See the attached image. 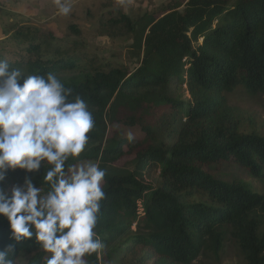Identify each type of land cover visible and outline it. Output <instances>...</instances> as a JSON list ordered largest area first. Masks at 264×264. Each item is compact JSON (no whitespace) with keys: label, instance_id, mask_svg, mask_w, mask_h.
I'll list each match as a JSON object with an SVG mask.
<instances>
[{"label":"trees","instance_id":"trees-1","mask_svg":"<svg viewBox=\"0 0 264 264\" xmlns=\"http://www.w3.org/2000/svg\"><path fill=\"white\" fill-rule=\"evenodd\" d=\"M109 20L131 36L132 71L79 52L61 56L54 38L18 33L34 57L9 66L24 76L54 73L94 118L84 151L65 163L106 172L94 229L103 247L88 264H194L205 251L218 256L227 240L246 264H264V192L217 172L235 165L264 184V135L241 130L242 112L227 99L239 86L264 94V0H169L136 20ZM113 124L137 133L108 136ZM49 167L29 174L42 194ZM24 178L10 170L0 190ZM10 243L14 264H46L51 255L35 237L10 240L0 215V248Z\"/></svg>","mask_w":264,"mask_h":264},{"label":"clouds","instance_id":"clouds-1","mask_svg":"<svg viewBox=\"0 0 264 264\" xmlns=\"http://www.w3.org/2000/svg\"><path fill=\"white\" fill-rule=\"evenodd\" d=\"M52 2L59 15L72 10V0ZM72 93L54 73L24 76L0 60V182L10 170L25 172L10 193L0 190V215L10 240L35 237L51 253L46 264H88L85 257L103 247L94 229L106 172L93 163L65 170L69 157L84 151L95 123L86 102L78 95L70 99ZM45 162L51 166L43 176L49 190L42 194L29 174ZM14 251V243L0 248V264H14Z\"/></svg>","mask_w":264,"mask_h":264},{"label":"rangeland","instance_id":"rangeland-1","mask_svg":"<svg viewBox=\"0 0 264 264\" xmlns=\"http://www.w3.org/2000/svg\"><path fill=\"white\" fill-rule=\"evenodd\" d=\"M167 1L72 0V10L65 16L58 14L52 0H0V60L6 61L11 67L16 61L34 57V54L26 52L17 44L15 39L18 33V36L26 38H54L55 47L61 56L79 52L80 55L96 56L103 63L110 62L132 71L138 59L130 48L131 36L123 27L112 24L109 18H116L122 13L136 20ZM227 99L230 105L242 112L241 130H253L264 135V94L248 96L239 86L227 94ZM136 130L113 124L108 127L107 134L110 136L115 131L136 134ZM217 172L239 177L250 183L254 190L264 192V184L251 178L245 169L228 165ZM154 176L156 172L152 171L150 180ZM108 263L123 264L119 257L115 263ZM194 264H246V261L235 243L227 240L218 256L205 251Z\"/></svg>","mask_w":264,"mask_h":264}]
</instances>
